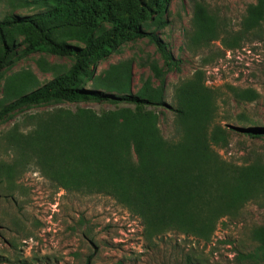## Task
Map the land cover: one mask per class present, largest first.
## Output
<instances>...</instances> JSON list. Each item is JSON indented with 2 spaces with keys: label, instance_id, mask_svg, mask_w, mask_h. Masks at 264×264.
<instances>
[{
  "label": "trees",
  "instance_id": "obj_1",
  "mask_svg": "<svg viewBox=\"0 0 264 264\" xmlns=\"http://www.w3.org/2000/svg\"><path fill=\"white\" fill-rule=\"evenodd\" d=\"M116 1L12 0L13 7L32 5L37 11L0 19V70L21 46L22 55L43 52L71 57L73 62L43 84L30 71L9 75L0 98V119L39 103L113 104L111 110L78 106L73 111L59 107L33 114L36 125L29 138L40 149L38 165L63 188L112 195L142 220L147 238L176 230L209 241L224 217L236 216L243 204L264 192V177L252 166L228 164L217 153V146L227 144L228 132L213 122L214 100L200 72L176 85L172 104L165 100L162 80L152 87L147 78L133 92L128 60L95 73L99 60L123 43L144 37L155 41L164 59L178 68L179 61L154 32L147 31L142 16L112 18ZM167 2L155 1L161 14ZM263 6L264 0H259L253 7L251 25L260 19ZM194 25L198 36L214 30L212 18L200 5ZM17 36H22L18 44ZM37 63L43 71L54 69L44 60ZM149 68L162 79L163 69L155 61ZM158 107L174 114L172 139L158 127L154 112ZM240 131L259 137L264 127ZM253 238L264 259V226Z\"/></svg>",
  "mask_w": 264,
  "mask_h": 264
},
{
  "label": "rangeland",
  "instance_id": "obj_2",
  "mask_svg": "<svg viewBox=\"0 0 264 264\" xmlns=\"http://www.w3.org/2000/svg\"><path fill=\"white\" fill-rule=\"evenodd\" d=\"M155 1H116L112 18L142 16L147 31L179 61L178 68L164 59L155 41L144 37L123 43L99 60L95 73L128 60L132 91L147 78L152 87L162 80L165 100L172 104L176 85L200 72L214 100L213 122L228 132L227 144L217 146V153L228 164L252 166L264 177V134L251 137L240 131L264 127V6L258 22L251 25L259 0H169L163 14ZM197 5L214 22V30L202 36L194 25ZM36 11L32 5L13 7L12 0H0V19ZM21 39L17 36L15 43ZM21 47L10 53L0 70V98L5 79L14 72L30 71L43 84L73 62L71 57L43 52L22 55ZM39 59L54 69L41 70ZM151 61L163 69L162 79L152 74ZM78 106L94 111L115 108L94 101L39 103L0 119V264H264L260 243L253 238L264 226V192L243 204L236 216L224 217L209 241L176 230L147 238L142 220L112 195L63 188L47 176L38 165L40 149L29 138L36 125L31 116ZM154 112L161 133L172 139L173 112L164 107Z\"/></svg>",
  "mask_w": 264,
  "mask_h": 264
}]
</instances>
